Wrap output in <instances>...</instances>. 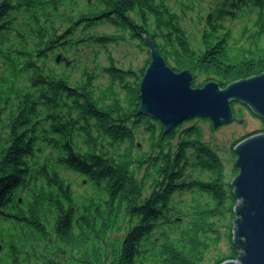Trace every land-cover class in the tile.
<instances>
[{"label":"trees","instance_id":"trees-1","mask_svg":"<svg viewBox=\"0 0 264 264\" xmlns=\"http://www.w3.org/2000/svg\"><path fill=\"white\" fill-rule=\"evenodd\" d=\"M147 38L225 87L264 72V0H0V264H203L235 218L202 127L139 111ZM127 42L142 66L116 57ZM224 227L213 264L240 253Z\"/></svg>","mask_w":264,"mask_h":264},{"label":"water","instance_id":"water-1","mask_svg":"<svg viewBox=\"0 0 264 264\" xmlns=\"http://www.w3.org/2000/svg\"><path fill=\"white\" fill-rule=\"evenodd\" d=\"M146 43L149 63L139 85V111L158 119L165 131L197 117L208 118L214 128L228 124L234 120L232 102L246 105L264 119V72L225 87L212 79L192 86L191 70H173L152 40L147 38ZM60 60L59 54L56 61ZM233 150L239 172L231 181L237 200L232 242L240 253L237 260L220 264H264V132L245 136Z\"/></svg>","mask_w":264,"mask_h":264},{"label":"rangeland","instance_id":"rangeland-1","mask_svg":"<svg viewBox=\"0 0 264 264\" xmlns=\"http://www.w3.org/2000/svg\"><path fill=\"white\" fill-rule=\"evenodd\" d=\"M196 21V12H186L183 24L186 29L193 34H199L200 25L197 26ZM114 53L116 57L120 59L121 62H125L126 64H133L134 67L142 66L148 56L146 50H138L134 42L121 43L120 45L114 47ZM207 79L208 78L206 76L200 75L197 81L204 82L205 80L206 82L208 81ZM232 108L234 112V120L228 124H223L217 128H214L212 126V123L208 118L204 119H208L209 121L200 120V117L189 119L193 120V122L196 121V123H198L197 125L202 127V130L204 132L203 140L207 144H209V146L218 153L221 160L224 161L226 165L227 179L231 181L235 177L231 174V165L233 161L235 164L236 155H234L235 153L233 147L235 146L237 140H239L242 136H246L249 133L253 134L254 132H263L257 131L262 128V119L256 116L252 111L248 110V108H246L244 104L237 103L234 106L232 105ZM72 184L77 192H82L83 188L78 184V180ZM234 220L235 218L233 220H229L228 217L223 220L220 229L221 234L216 241H213L211 243L210 247L208 248L205 254L203 264H213L216 258H222L228 253L229 238L228 231L226 233L224 225L227 224L229 221L231 222L230 232L232 234ZM235 259L237 260V258Z\"/></svg>","mask_w":264,"mask_h":264}]
</instances>
